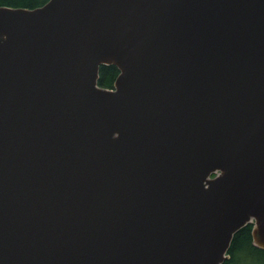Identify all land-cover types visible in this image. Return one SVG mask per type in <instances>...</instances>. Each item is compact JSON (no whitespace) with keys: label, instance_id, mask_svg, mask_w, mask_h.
<instances>
[{"label":"water","instance_id":"1","mask_svg":"<svg viewBox=\"0 0 264 264\" xmlns=\"http://www.w3.org/2000/svg\"><path fill=\"white\" fill-rule=\"evenodd\" d=\"M247 225L264 0L0 7V264H224Z\"/></svg>","mask_w":264,"mask_h":264},{"label":"trees","instance_id":"2","mask_svg":"<svg viewBox=\"0 0 264 264\" xmlns=\"http://www.w3.org/2000/svg\"><path fill=\"white\" fill-rule=\"evenodd\" d=\"M49 0H0V7L35 9L43 6ZM118 71L114 66H101L99 69L98 86L105 89H112ZM252 226L247 225L240 230L233 238L227 252L228 259L224 264H245L247 260L256 257L257 261L264 264V251L252 246Z\"/></svg>","mask_w":264,"mask_h":264},{"label":"rangeland","instance_id":"3","mask_svg":"<svg viewBox=\"0 0 264 264\" xmlns=\"http://www.w3.org/2000/svg\"><path fill=\"white\" fill-rule=\"evenodd\" d=\"M257 257V256H256ZM256 257H252V258H250L249 260H247L246 262H245V264H261L259 261H257L256 259ZM254 258H256V259H254Z\"/></svg>","mask_w":264,"mask_h":264}]
</instances>
